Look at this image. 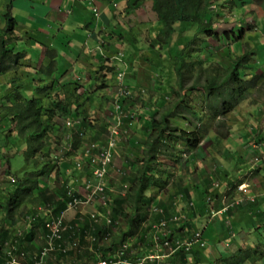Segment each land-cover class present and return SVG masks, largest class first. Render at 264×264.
<instances>
[{"label": "trees", "instance_id": "1", "mask_svg": "<svg viewBox=\"0 0 264 264\" xmlns=\"http://www.w3.org/2000/svg\"><path fill=\"white\" fill-rule=\"evenodd\" d=\"M141 1L134 0L133 3L130 2L128 4V7L135 8L139 6ZM152 2L153 9L157 14V21L156 32H153V29H149L154 38L152 42H149L148 48L152 56L154 51L155 57L154 59L153 57H147L146 59H148L152 68L158 70L159 75L167 71V76L169 77L175 74L177 83L176 85L170 84L166 91L159 86L161 85L160 81L157 82V86L153 85L151 87L150 90L160 96L156 99L149 98L150 102H145L147 111L140 112L138 115V120L144 121L142 128L147 130V134L144 135L143 148L140 149L135 141L130 144L132 149L136 150H134L133 156L126 155L127 175L125 179H122L126 184L124 191L122 193L117 192L113 196L107 186L106 193L109 195L110 201L106 210L104 208V211H100L101 213L96 212L97 218L95 219L90 218V216L86 218L83 216L82 222L69 223L75 237L73 241H76V250H73V252H62V255L69 253V255L80 257L78 258L79 260L89 262L95 258H116V252L124 242L129 243L127 256L136 259L147 254L150 249L149 245H153L152 224L159 222L162 216L167 219L173 217L169 213L172 210L170 207L172 198L169 200L167 198L179 197V194L184 197L188 190L187 187L184 188L183 186V190H173L166 199L159 196V193L166 189L170 183V179H163L162 174L170 175V172L156 168L160 162L158 161V155L163 154L176 164L183 152L193 151L192 153H196V149L208 135L210 132L208 129L212 126L215 128L217 140L218 138H227L228 131L222 129L226 126V121L221 118L226 117L240 102L246 99V92L249 88L255 86V77L251 80L243 78L246 74L243 68L252 67L248 66V64L251 63L254 49L244 47L246 49L242 48V53L236 58H233L232 54L227 52L226 55L229 56L230 62L228 60L226 63L222 59H216L214 54L207 52L206 48L208 45L205 43L207 37L217 39V41H222L223 43H226L225 39L227 38L232 44H239L236 42V38L240 37H228L229 33L234 34V29H230L228 32H220L214 28L210 19L211 13L208 0H152ZM89 5L91 6L90 3ZM208 13H210V17H208ZM5 17H7L5 28H8L14 24V19L11 16ZM0 39V49L3 48V52L0 50L2 52L0 53V73H3L5 67H1L2 56L4 53H12V51L11 47L7 49L8 41L5 38L0 37ZM132 49L134 51V48ZM131 65L133 63H130ZM100 69L111 71L113 67L102 65ZM62 82L73 84L72 88L74 89L79 87L78 82L72 83L66 81V79ZM187 82L191 85L188 88L185 87ZM60 84L62 85V83ZM61 85H59V88H61ZM134 85L139 86L136 83ZM47 87L48 85L45 84L43 92L47 90ZM50 87H55V81ZM7 88L8 84L6 82L0 85L2 91L7 90ZM187 90L198 91L195 103H191L190 99L185 98ZM25 93L22 89L16 88V91L10 97L2 100L4 104L3 110L6 114L5 118L9 120V124L5 129H2L0 137H5L9 143L15 139L21 140L24 145L22 153L25 154L27 161L32 160L35 166L40 164L41 169L39 173H26L28 176L22 178L15 174L18 179L17 182L20 183L18 187H21V183H23L26 188H18V191L24 190V193L19 196L17 195L18 191H7L11 198H17V200L13 201L8 197L5 198V201H0V211H6L4 217H1L0 214V224L4 223L6 218H12L14 210L22 203L34 204L39 199H42V196H45L46 202H50L49 206L51 207L52 215H60L66 208L68 188L72 186L68 179H81V177L75 176L76 173L70 178L66 171H60L61 166L58 167L57 164L58 157L56 159L53 156L47 139L51 138V134L56 133L61 128L62 124L59 128L55 127L58 125L59 118H78L74 116L72 105L74 104L78 110L80 107L82 108L83 103H80L77 98L70 102L69 99L65 98H52L48 101V104H45L42 97L29 96ZM127 99L123 98L122 104L125 103L127 105ZM168 103H171L172 108L167 107L166 112L163 110L162 115L157 117L156 114L159 109L164 108ZM146 104H150V106L146 107ZM203 104L208 108V113H204ZM197 105H199L200 109H198ZM122 109H124L123 106ZM82 114L85 115L83 111ZM207 114L210 118L205 120L208 116ZM143 117L144 119H141ZM178 117L186 120L191 127H181L177 120H174ZM83 120L84 126H80V128L62 129L66 133L65 137L68 142V146H64L65 149L62 152L70 157V162H67L70 166L71 164H76L74 157L78 155L76 152L81 151L84 146L83 142L87 140L97 141L102 130L106 127L105 123L101 127H96L93 120H88L86 117ZM209 120H211L213 125H209ZM12 124L13 127H11ZM124 126H128L126 122ZM12 132H15V135ZM84 135L85 137H83ZM177 145L181 147L177 148ZM8 160L10 161V159ZM4 171L9 174L13 173L10 162L5 166ZM51 174L59 175L58 178L62 176L61 190H49L46 186L44 189L40 188L42 180L49 179L48 177ZM58 191H61V193H57ZM23 196L28 197L25 198ZM61 196L62 198H57V201L56 197ZM30 207L27 206L28 209ZM201 207H203V210H207V204H202ZM153 208L158 211L161 210V213L153 211ZM98 209H102V207ZM183 209L185 210L183 211L184 213L177 215L178 218L176 220H169L170 224L167 227L171 230V233H168L166 237L170 241L179 236L174 234L180 230L187 229L193 233L194 220L205 213L202 211L199 213L194 209L189 210V213H187L188 208L184 207ZM108 210L109 212H107ZM105 215L112 219L111 225L108 224V218H105ZM39 218L43 222L40 219L37 221L38 223L33 222L30 225V229L27 230L30 232H26L25 238L19 239L17 246L21 247L25 241H29L30 237L35 234L34 229L40 226L39 224H42L44 228V217ZM35 223L37 224L35 225ZM119 223L126 225L123 227ZM199 229L201 230V227ZM7 231L5 226H0V244L3 243L1 234L9 233ZM65 235L66 232L62 235V241L66 239ZM89 235H93V239ZM28 237L29 239H27ZM179 239L183 238L179 237ZM61 240L57 242L59 243ZM161 242H164V239ZM171 243L174 244L173 241ZM94 247H97V251L94 250ZM131 249H133V252L132 255H129L128 253ZM199 253L200 251L198 249L195 250L193 246L188 251H185L184 248H179L165 260L167 264H190L189 255H191L194 256L193 259L196 258L195 262H200Z\"/></svg>", "mask_w": 264, "mask_h": 264}, {"label": "rangeland", "instance_id": "2", "mask_svg": "<svg viewBox=\"0 0 264 264\" xmlns=\"http://www.w3.org/2000/svg\"><path fill=\"white\" fill-rule=\"evenodd\" d=\"M93 3L95 0H91ZM210 4V13H211V21L212 25L217 31H229L230 29H234V34L229 33L228 37L234 38L235 36L239 37L236 38V42L239 44H232L231 41H228L226 38L225 41L226 43H223L222 41H217V39L209 38L207 37L205 40V43L208 45L206 48L207 52L209 54H214L216 56V59H222L224 63H226L229 59V56L226 55L227 52L231 53L233 58H236L242 53V48L246 47L247 49H254L251 63L248 64V66H252L251 68H243L245 71L244 79L251 80L253 77L256 78L255 81V86L249 88V90L246 92V99H244L241 103H239L236 108L229 113L226 117L221 118L222 120L226 121V126L223 127L222 129L228 131V136L227 138H222L218 140L216 139V134H215V128L214 126L210 127L208 131V135L205 137V140H203L202 145H204L201 149V153L205 155L204 158H201L199 156V159L197 160H186V155H183L182 158L177 160V163L175 164L174 161H170L168 158H166L163 154H159L158 161L159 164L156 166L157 169H162L163 171H168L170 172V175H165V173L162 174L163 179H170L169 186L161 191L159 193V196H162V198H167L168 194H170L173 190H176V188L182 189L183 186L185 187L186 183L184 182L186 179H206V175H200L198 177H191V176H196L198 174H201L203 171L207 170H213V167L218 165L217 158L219 161H225L224 158L218 156L219 155V144H223V146H228L230 145L231 148L238 147L240 149H244L246 151V147L248 145V141L250 138H253L254 132L252 134L248 135H243L239 137V132L240 131H245V130H250V128L254 125L257 126V132H262L264 131V115L258 118L259 121L256 120L253 116H251V111L256 109L258 107V102L263 100L264 98V73H261V70L264 71V32H263V27H264V10L260 12L258 11L257 8H251L253 9L252 11L250 8H248V5L252 2L253 4L261 6L263 5L264 0H208ZM242 4L243 7L241 6ZM227 5L228 8L222 9L221 6ZM264 9V5H263ZM54 10V9H53ZM128 11L124 10V12H132V14H127L126 15V22L124 23V18H123V23L127 27L131 28L132 33H138V31L133 30L135 28L139 29V32L146 33L150 29H153L156 27V19H157V14L155 11H153L152 8V0H143V3L141 6H137L136 8L133 9H127ZM219 10L222 11L219 14ZM56 12V11H55ZM263 12L261 15L260 13ZM210 13H208V17H210ZM4 16H11V11L6 10L5 12L2 13ZM62 15V13H60ZM214 14L213 18L212 15ZM7 18V17H6ZM10 19V17H9ZM5 22V20H3ZM257 26L259 33H256L253 31V29ZM108 29V28H107ZM11 31V29H10ZM76 33H73L72 35H75L78 33L77 30L74 29ZM130 31V30H129ZM156 32V30H154ZM12 32V31H11ZM43 32V31H41ZM14 34L11 36L13 37ZM84 34V33H83ZM0 35H2L4 38L7 36V31L5 30V26L0 29ZM35 35L34 33L29 34V36ZM38 37H41L40 33H37ZM139 39L137 41V45H135L132 41L126 40L121 49L119 48L115 51L114 55H112V51L115 47V44H111V49L106 50L105 53H102L98 50L92 52L89 54L90 59L85 61V59H81L80 61H76V57H78L79 54L84 55V51L82 50L81 46L83 44L86 45V37L81 40L80 42L75 43V40L70 41L64 40L61 42V44H64L65 46L69 44V49L70 51L66 50V55L64 54V49L62 47L61 52L62 55L59 57L60 62L58 65L52 64L51 67L48 60L44 61L43 57L41 59H37L35 56V53L38 48H33L32 46L28 45L27 38L24 36L20 35V37L14 41L11 38V41L9 42V45L11 46V51L14 50H22L23 56L18 55L17 53H4L2 56V59L5 58V60L9 63H15L16 60L22 59V65L23 68L26 72V75H31L33 74L34 80L31 82H26L22 86L23 88L27 91L26 95L29 96H37V97H42L44 99V103L48 104L49 100L52 98H62V99H69L70 101H74L76 98L80 103H83L82 108L80 107L78 110L75 108L74 104L72 105L73 107V113L75 117H80L83 119L86 117L88 120H93V123L96 124V127H101V125L104 122H107L109 119L112 120L113 114H114V108H117L118 105V100L120 97H123L124 94L128 95V103L125 106V111H117V119L120 121H129L131 115H133V121L131 126H134L132 129L129 130L131 133V136L134 137L136 141H139L140 144H142V136L140 135V128L142 127V123L144 122L143 120L138 121V115L141 112L147 111L145 108V102H150L149 98H158V94L151 91V87L153 85L157 86V82L160 81L164 91L168 90L169 85L173 84L176 85V76L173 74L172 77L167 76L168 71L162 73V75H159V72L156 68H152L151 64L148 62L147 57H155V53L153 51V56L151 55L150 49L148 48V44L153 39V34L149 32V35L147 37L146 35H142L139 33ZM74 44V45H73ZM133 45L137 51H135V56L132 55L131 53V48L130 45ZM243 47H242V46ZM256 45V48L253 46ZM55 46L58 48L59 44L56 42ZM27 47V48H26ZM67 47V46H66ZM61 48V46H60ZM244 48V49H246ZM99 53V56L97 57ZM121 53L124 55V60L127 61L126 63L121 64ZM6 54V55H5ZM68 55V56H67ZM27 56V57H26ZM22 57V58H21ZM145 57V59H144ZM106 60H108V63H106ZM43 61V62H40ZM41 64V67L37 66V63ZM230 62V60H229ZM132 64L129 67V64ZM121 64V69L126 73V78L122 82L123 85H121L120 89H118L119 86V81L117 79V74L114 71H108V70H100V67L102 65H107L110 67L118 68ZM152 64H154L152 62ZM151 66V68H149ZM257 68V69H256ZM174 73V72H173ZM247 75V76H246ZM10 76V74H9ZM261 78V79H260ZM25 79V78H24ZM21 79V80H24ZM66 79V81L70 82H78L79 87L78 89H74L73 84H66L63 83L62 81ZM80 79V81H78ZM260 79V80H259ZM38 81V82H35ZM53 81H55V87H50L51 84H53ZM136 82V85L138 84L139 86H133V89H128L126 86L127 85H134ZM43 83H47L48 85L47 90H44L45 86ZM62 83V85L60 84ZM192 83V82H191ZM58 84V87H57ZM59 85H61V88H59ZM18 86L15 87L13 85L9 86L7 90H1L0 89V124L2 125V128H6L8 123V119L5 118L6 114L4 113V104L2 100L4 98L10 97L15 91L16 88L19 89ZM190 83L187 82L185 87L188 88L190 87ZM58 88V89H54ZM2 92V93H1ZM131 92V93H130ZM157 92V89H156ZM186 99H190L191 103H195L197 98L196 96L198 95L197 90H187L186 91ZM77 102V101H76ZM152 105V103H150ZM150 104H146V107H149ZM170 107L172 108L171 103H168L164 108L159 109L158 113L156 114L157 117L162 115L163 110L166 112V108ZM198 109H200L199 105H197ZM261 107V106H260ZM203 109L204 113H208V108L203 104ZM114 110V111H113ZM260 110V109H259ZM263 110V109H262ZM82 111L85 113V115L82 114ZM264 111V110H263ZM113 113V114H112ZM148 113V112H146ZM149 114V113H148ZM208 115V114H207ZM205 115V116H207ZM210 118L208 115L205 120ZM141 119H144L141 118ZM65 118H59L58 119V125L55 127L61 128L58 129L56 133L51 134V138L47 139L48 144L51 146L52 154L53 156L57 159L58 157V167L61 166V172L66 171V174L68 177L71 178L72 175L75 173H78L76 171H79L80 169H75L76 165L71 164V166L67 163L68 161L70 162V157L66 156L63 154L62 150L65 149L64 146H68V142L66 141L65 134L62 129H64V122ZM174 120H177V123L184 128H188L187 126H190L186 120H184L181 117L175 118ZM137 122V124H136ZM209 125L212 124L211 120L208 121ZM87 124V122H86ZM124 124V123H123ZM141 125V126H140ZM213 125V124H212ZM130 126V125H129ZM13 127V124L11 125ZM136 127H140L139 130H135ZM191 127V126H190ZM80 128V127H79ZM103 134H107L106 131L102 130ZM2 132H0L1 136ZM13 135H15V132H12ZM5 136V135H4ZM106 135L102 137V139H105ZM211 139L209 142H205L206 140ZM228 140H232L231 142ZM263 140V138H262ZM0 149L2 152H0V163L2 164L1 170L3 171V181H2V186L5 187L6 192V183H9L11 186V191H18V188L25 187V184L23 186V183H21V187H18L20 184L17 182L18 179H16V175L19 176L20 178L28 176L26 173H31V172H36L39 173L41 169V165L38 164L35 166L33 164V161H27L25 154L22 153V148L23 144L21 140H14L11 143L7 141V139L1 138L0 137ZM252 143L254 141H251ZM264 142V140H263ZM85 143V142H83ZM206 143V144H205ZM84 145V144H83ZM224 148V147H222ZM119 153L114 154L113 158V164L112 168H120L121 167V162L124 161L126 154L132 152L133 150L131 146L128 145L127 142H124V145L119 146ZM131 149V151L129 150ZM238 149V148H234ZM67 151V150H65ZM235 154H241L237 151H235ZM255 152L260 154V156H254L253 154L249 157L251 160V163L253 164L254 162H257L258 160L263 161L262 158H264V152L262 149H257ZM78 154V152H76ZM134 153V152H132ZM200 153V154H201ZM10 156V161L7 159V157ZM75 159V157H74ZM181 159L184 160L181 162ZM8 162L11 163V171L13 173L8 174L6 173L5 166L8 164ZM233 160L231 159L230 161L226 162V166L228 164L232 165ZM7 163V164H6ZM55 163V162H54ZM197 163V166H196ZM228 163V164H227ZM6 164V165H5ZM184 165V166H178V165ZM10 165V164H9ZM179 167V168H178ZM205 167V168H203ZM171 169V170H169ZM185 175H188V177L182 175V179H178L176 181V177H179V172L177 170L181 171ZM194 170L196 172H194ZM231 172V170H230ZM248 173V172H247ZM7 174V178H5V175ZM80 174V173H78ZM230 176L232 175L231 173L229 174ZM59 175L51 174L48 178L49 179H43L41 182V189H44L45 186L49 188V190H61V185L63 183L62 176L58 178ZM247 176H250L248 174ZM83 177V176H82ZM5 178V179H4ZM90 179H92L90 177ZM110 179L115 181L117 183L121 182L123 177L116 175L115 173H111ZM108 180V179H107ZM70 182V179H68ZM175 182L177 183L175 185ZM220 184V182H217ZM118 186V185H117ZM114 187L116 191H120V187ZM191 188V192L194 195V199L197 201L198 197L197 194L202 195L201 190L202 186H198L197 188ZM188 189V187H187ZM21 193H24V190H19L17 192V195H21ZM57 193H61V191H58ZM25 197V196H23ZM211 197V194H207L204 196V199H209ZM6 196L4 195V199L2 201H5ZM181 199V198H180ZM58 201V199L56 198ZM158 200V199H157ZM99 201V197L95 196L94 200H92L91 203L87 205H82L78 210L77 209H72V210H66L63 211V217L67 221V218H72L75 213H82L80 216V219H83V216H88L87 213H90L91 211L95 212H100L104 211V208L102 209H95V204L97 206ZM184 202L180 200V203ZM50 202H46L45 205L49 206ZM185 205V203H184ZM186 206V205H185ZM155 207V206H153ZM27 208V206H26ZM180 207L178 210L180 211ZM65 210V209H64ZM77 210V211H75ZM177 210V209H176ZM177 210V211H178ZM187 210V209H186ZM69 211V216L67 215V212ZM178 211V212H179ZM185 211V210H183ZM101 213V212H100ZM189 213V211L187 212ZM1 217H4L6 215V211L2 210L0 211ZM85 214V215H84ZM86 216V217H87ZM211 216H216V214H212ZM17 220H23L25 223L28 222L29 224H32L33 222H37L40 218L38 216V211H37V206L36 204H32L30 209H26L21 215L18 211L13 212V216ZM78 217V215H77ZM75 218V220L77 219ZM82 217V218H81ZM84 217V218H86ZM165 216H162L161 220H164ZM253 219H256V217H253ZM109 225L112 224V219L109 218ZM116 224V223H115ZM124 223H119V225H122L123 227L126 225H123ZM170 224V223H169ZM184 224V223H182ZM197 226H199L197 224ZM201 226V225H200ZM193 228H196L193 226ZM192 230V229H190ZM199 230V229H198ZM119 231V229H118ZM197 231V230H194ZM259 234H261L262 239L261 242H264V228L263 226H260L259 229ZM255 232V231H254ZM148 235L150 236V233L148 232ZM215 234H211L207 236L208 243H212L214 241ZM258 236V235H255ZM131 243V242H130ZM61 253L62 250L59 249L58 247H55L51 250L48 251L47 254V259L50 257H53V260L55 262H58L59 259L61 258ZM92 261V260H91ZM207 264V263H206Z\"/></svg>", "mask_w": 264, "mask_h": 264}, {"label": "crops", "instance_id": "3", "mask_svg": "<svg viewBox=\"0 0 264 264\" xmlns=\"http://www.w3.org/2000/svg\"><path fill=\"white\" fill-rule=\"evenodd\" d=\"M129 1L131 0H95L94 4L99 10V16H97L94 15L92 10V5L94 4L91 6L89 5L90 0H0V29L6 25L7 20V18L2 13L6 10H10L11 15L16 21L15 31L13 30L15 35L10 37V41L11 38L12 40L16 41L20 35L24 36L27 38L26 40L28 45L32 46L33 48L39 47V50H37L35 53L37 59H41V57H43L44 61L48 60L49 63H51L53 57V59H55L56 65H58L60 62L59 57L63 53L61 52L62 47L64 46L63 49L65 51V55L67 53L66 50L70 51L72 48L71 47L69 49V44L66 45L67 47L64 44H61L62 41L69 39L70 41L75 40V43H77L86 37V45L83 44L81 46L82 50L84 51V55L79 54L78 57H76V61H80V63H82L81 59L84 58L87 62V60L90 59L89 54L96 50L105 53L106 50L111 49V44H115V47L112 51V55H114L115 51L118 48L120 50L126 40H134L136 42L138 41L139 37L132 33L130 27L124 25L127 20L125 12L127 11V5ZM243 5L244 4L241 6L243 7ZM263 5L261 6L260 3L258 5V3L253 4L251 2L248 5V8H250L251 11L254 8H257L260 12V9L261 11L264 10ZM226 8H228L227 5L221 6V10ZM124 10L126 11L124 12ZM221 10L218 11L219 15L220 12L222 13ZM60 13H62V15ZM260 14L262 15L263 12ZM3 20H5V22H3ZM74 29L77 30L78 33L72 35L73 33H76ZM253 31L259 33L257 26L253 29ZM13 32L10 31L8 34H12ZM30 32L34 33L35 35L29 36ZM38 32L40 33L41 37L37 36ZM56 42L59 44L58 48L55 46ZM254 47L256 48V45H254L253 48ZM0 50L3 52V48ZM2 52L0 51V53ZM23 54L24 53L22 52L20 55L23 56ZM98 56L99 53L97 57ZM2 66L5 67V70L3 73H0V85L3 82H6L8 87L11 85L18 87L22 86L26 82H31L34 80L33 74L26 75L22 65V59L16 60L15 63H9L5 60V58H3L1 67ZM37 66L41 67V64L38 62ZM261 73H264V71L261 70ZM35 82L38 81L35 80ZM45 84L47 83H43L44 86ZM23 87L24 86L19 88L25 91L27 94V91ZM262 109L264 110V98L258 102V107L251 111V116L259 121L258 118L261 116V114L262 116L264 115V111ZM256 127L257 126L253 125L250 130L239 132V137L248 135L250 133L252 134V132H254V134L256 133L253 138L249 139L246 151H244V149H240L239 145L238 147H234L238 148L234 150V148L230 147L231 143L228 146H223V144L220 143V151L218 152V156L224 158L225 161H219L217 158L218 165H215L212 171L207 170L196 176H191L198 177L200 175H206V179H186L184 182L186 183L185 187H188V190L187 193L184 194V197L179 194V197L176 196L174 198H167V200L172 198V205L170 206L172 210L169 212L171 215H182L184 213V207L188 208V211L194 209L199 213L201 211L205 212L202 214V216H198L193 222V225L196 227L193 228V232L194 230H198L199 227H201L202 231L200 229L199 231L203 233L202 239L204 240V247H200L198 244H193L194 249H198L200 251L199 254L201 257V263L195 262L196 258L193 259L194 256L189 255V261L191 262L190 264H264V242H261L262 236L258 231L260 226H263L264 228V158H262L263 161L258 160L253 164L249 159L252 154L258 157L260 156V154L255 152L257 149H262L264 152V131L257 132ZM139 128L140 127H137L136 130H139ZM2 129V125L0 124V132ZM139 131L141 136L145 135L144 128L141 127ZM133 141H135V139L134 137H131L130 142L132 143ZM251 141L254 142L252 143ZM205 142H209V140H206ZM121 145H124L122 141L120 142V147ZM203 146L204 145L202 144L199 145L198 149H196V153L190 152L189 155H186V160L194 161L199 159V156L204 158L205 155L201 153V149L204 148ZM139 147H141V145H139ZM1 149L0 152H2ZM129 150L131 151V149ZM235 151L241 154H235ZM132 152L126 155L133 156ZM117 153H119V149ZM126 158L127 157H125V159ZM7 159H10V156H8ZM231 159L233 160L232 165L227 163L228 166H226L225 163ZM183 161L184 160L181 159V162ZM0 165L2 166L1 163ZM1 166L0 201L4 199V195L6 198H11V196L7 194V191L12 187L9 183H6L7 190L4 192L5 187L2 186L3 171L1 170ZM65 170L67 171V169ZM177 171L179 172V177H176V181L178 179H182V175L188 177V175L182 173V169L181 171ZM76 172L80 174L76 173L75 176L81 177V179H70V184L72 185V188H76L79 192H82L83 181L90 174V168H87L86 165L83 164L82 169ZM194 172L196 171L194 170ZM230 173L232 174L231 176L229 175ZM248 174H250V176H247ZM165 175L167 174L165 173ZM217 182H220V184ZM241 184H243L244 188L239 189L238 186ZM107 185L113 196H115V193H120L123 191L126 186L124 181L117 183L115 179H108ZM200 185L202 186V195L200 196V194H197L198 200L196 201L190 187L195 189ZM116 186L120 187V191H116L114 189ZM176 190L179 191V188H176ZM207 194H211V197H209L207 200H203L204 196ZM27 197L28 196H25V198ZM56 198L61 199L62 196ZM11 199L13 201L17 200V198ZM180 200H184V202L180 203ZM45 202V196H42V199H39L38 202L34 204L44 207ZM202 204H207V210H203V207H201ZM31 205V203H22L14 210V212L18 211L21 215L24 210L27 209L26 206L30 207ZM179 207L181 208L180 211L178 210ZM98 208L99 207L97 204H95V209L97 210ZM212 210L217 211V214L214 217L209 214ZM75 214L76 215H74L72 218H67L68 223L74 224L78 221L82 222L83 219H80L82 213ZM67 215L69 216V211L67 212ZM76 217L77 219L75 220ZM253 217H256V219H253ZM40 221H42V219H40ZM37 223H35V225ZM197 224L199 226H197ZM1 225L5 226V229H7V232L9 233L1 234L3 243L0 244V260L3 259V254L6 251V248H8L5 246L9 245L8 242L15 243L17 251L25 250L29 254L38 251L44 243L43 236L45 233L42 224H39L40 226L34 229L35 234L30 237L29 241H25L21 247L17 246L18 241L20 238H25L26 232H30L27 230L30 229L31 224L28 225V222L25 223L22 219L16 220L15 217H9L6 218L5 222L0 224V226ZM190 233L192 232L184 229L176 232L174 235H179L178 237L180 238H187L189 237ZM211 234H215V238L212 243H208L207 236ZM65 237L66 239H63V241L61 240L59 243L56 242L55 245H58V248L61 249L63 253H66L67 251L73 252V250H76L75 247L72 246L73 238H75L73 236L72 230L67 231ZM89 237L93 239V235H89ZM27 239H29V237ZM149 247V252L156 250L160 253V255H163L164 252L167 251V248L164 246L156 247L153 244L152 246L149 245ZM63 250H65V252ZM94 250L97 251V247H94ZM78 258L80 257L69 255V253L64 255L61 253V258L59 261L65 259L67 260L66 262L71 263L73 261L79 260ZM166 258L167 257L161 256L160 259H158V264H167V261L165 260ZM58 262H55L53 257L47 259V264H57ZM25 264H31L30 256L26 258Z\"/></svg>", "mask_w": 264, "mask_h": 264}, {"label": "built area", "instance_id": "4", "mask_svg": "<svg viewBox=\"0 0 264 264\" xmlns=\"http://www.w3.org/2000/svg\"><path fill=\"white\" fill-rule=\"evenodd\" d=\"M69 124V122H67ZM115 139L113 136H110L106 143L104 144H96L91 143L84 149V153L87 157L91 158V163L93 165V174L95 179H84L83 181V190L79 192L76 188H68L67 191V202H66V210L79 209L82 205H87L94 200L95 196L99 197L98 206L105 208L107 207L108 197L105 193L106 183L104 176L107 171L108 165L111 163L112 152L111 147L114 145ZM93 151V152H92ZM80 165V163H78ZM244 188L243 184L239 185V189ZM84 193V194H83ZM152 210L157 212L158 210ZM75 210V211H77ZM37 211L39 217H44V243L40 247V249L32 254H29L25 250L17 251V247L15 243L8 242L9 245H5L6 251L3 254V259L0 260V264H25V260L28 256L31 257V264H47V254L48 251L58 247L55 243L58 240L62 239L63 233L72 230L71 225L64 219L63 212L58 216H53L50 206H39L37 205ZM159 210L158 212H160ZM108 212V211H107ZM90 218H97V214L95 211H91L87 213ZM212 214H217V211H211ZM107 216V215H105ZM109 217V216H107ZM82 218V217H81ZM177 215H173V217L165 218L164 220H160L159 222H154L152 224V232H153V244L156 247H166L167 251L164 252L163 255H160L156 250H152L145 254L143 257L132 258L127 256L128 242H124L120 248H118L116 252V258H95L92 261H81L76 260L71 263L66 262L67 260L59 261L57 264H158V259L161 256L169 257L175 250L179 248H184V250H188L193 244H198L200 247L203 246L204 240L202 239L201 231H194L193 234L187 238L179 239V237L174 238V244L171 243L170 240L167 239L166 235L171 233V230L167 227L169 224V220H176ZM109 222V218L108 221ZM164 239V242H161ZM72 246L76 247V241H73ZM65 252V250H63ZM133 249L128 253L132 255ZM180 264V263H174Z\"/></svg>", "mask_w": 264, "mask_h": 264}, {"label": "clouds", "instance_id": "5", "mask_svg": "<svg viewBox=\"0 0 264 264\" xmlns=\"http://www.w3.org/2000/svg\"><path fill=\"white\" fill-rule=\"evenodd\" d=\"M133 1L134 0H131V1H129V3L131 2V3H133ZM233 0H231V2H232ZM90 3H91V5L92 4H94L91 0H90ZM128 3V4H129ZM142 3H143V0L140 2V4H139V6H141L142 5ZM136 8V7H135ZM152 8H153V2H152ZM127 9H133V8H129L128 7V5H127ZM92 10H93V12H94V15H97V16H99V10H98V7L94 4V5H92ZM209 10H211V9H209ZM128 11V10H127ZM153 11H154V9H153ZM127 14H132V12L130 11V12H126ZM219 15V14H218ZM13 17V16H12ZM212 18H213V16H212ZM13 19H14V17H13ZM156 21H157V19H156ZM6 26V25H5ZM15 26H16V21H15V19H14V24L12 25V26H9L8 28H5V30L7 31V36L5 37V39L7 40V41H10V37H11V35L13 34H8L9 32H10V29H11V31L13 32V30L15 31ZM155 28L156 27H154L153 28V32H155L154 30H155ZM150 29V28H149ZM133 30H136V31H138V33H133L134 35H136V36H138L139 35V33L140 34H142V35H146L147 34V37H148V35H149V31L148 32H146V33H142V32H139V29L138 28H135V29H133ZM204 36V35H203ZM202 36V37H203ZM0 37H3V36H1L0 35ZM139 37V36H138ZM4 38V37H3ZM153 38H154V36H153ZM130 41H132L135 45H137V42L136 41H134V40H130ZM7 46V49L9 48V47H11L10 45H9V42H8V44L6 45ZM130 48H131V53H132V55L133 56H135V51H137V49L131 44L130 45ZM132 48H134V51H133V49ZM8 53V52H7ZM12 53H19L18 55H20L22 52H21V50H14V51H12ZM11 53V54H12ZM121 57H122V60H121V64H123V63H126L127 61H125L123 58H124V55L121 53ZM52 62H54V64H56L55 63V59H53V57H52V61H51V64H50V66L49 67H51L52 66ZM106 63H108V60H106ZM121 64H120V66L118 67V68H113V70H111V71H114L116 74H117V79H118V81H119V86H118V89H120V87H121V85H123V81H124V79L126 78V73L121 69ZM127 64V63H126ZM128 65V64H127ZM130 67V66H129ZM101 71L102 70H107V69H100ZM109 71V70H108ZM78 81H80V79H78ZM136 83V82H135ZM133 86H135V85H127L126 87L128 88V89H133L134 87ZM20 89V88H19ZM131 93V92H130ZM128 95H131V94H128ZM128 95H126V94H124V96L123 97H120V99H117L118 100V105H117V108H119V109H116V107L114 108V114H113V116H111L112 117V120L111 119H109L107 122H104L105 123V125H106V127H105V129L103 130V131H106L107 132V134H103V133H101L100 134V138L97 140V141H93V140H87L85 143H84V146L81 148V151H78V155L77 156H75V161H76V166H75V169H82V166H83V164H85L86 165V167L87 168H90V174L88 175V177L86 178V179H90V177L92 178V179H95L94 177V174H93V165H92V163H91V158L90 157H87L86 155H85V153H84V149L88 146V145H90L91 143H96V144H104V143H106V141L108 140V138L110 137V136H113L114 137V139H115V143H114V145L111 147V152H112V159H111V163L108 165V167H107V171H106V174H105V176H104V179H105V183H106V188H107V179H110V175H111V173H115L116 175H119V176H121V177H123V179H125V176L127 175L126 174V163H127V161H126V159H124V161H122L121 162V167L120 168H112V164H113V158H114V154L116 155V153L118 152V148H119V146H120V142L122 141V143H124V142H127V143H129V144H131V142H130V140H131V133L129 132V130L130 129H132L134 126H131L132 125V123H133V121H135V120H132L133 119V115H131V117H130V119H129V121H120V120H118L117 119V111H125V106H124V103L122 104V99L123 98H128L127 96ZM241 103V102H240ZM122 106L124 107V109H122ZM85 114V113H84ZM139 121V120H138ZM67 122H69V124H67ZM125 122L127 123V125L128 126H124V124H125ZM124 123V124H123ZM63 124H64V129L65 128H68V129H70V128H72V127H75V128H79L80 126H84V120L83 119H81L80 117H78V118H74V117H68V118H65V120H64V122H63ZM136 124H137V122H136ZM130 125V126H129ZM137 128V127H136ZM86 129V128H85ZM136 130V129H135ZM145 130V129H144ZM83 132H84V130H83ZM82 132V133H83ZM147 134V130H145V135ZM106 135V137H105V139H102V137L103 136H105ZM143 135V134H142ZM83 137H85V135L83 136ZM90 138V137H89ZM143 139H144V136H142V141L141 142H143ZM205 140V139H204ZM211 139H209V141H210ZM135 143H136V145L139 147V145H141V147H139L140 149L141 148H143V145H144V142L142 143V144H140L139 143V141H136L135 140ZM128 144V145H129ZM202 144V143H201ZM200 144V145H201ZM130 146V145H129ZM179 147H181V146H179V145H177V148H179ZM117 150V151H116ZM134 151V150H133ZM93 152V151H92ZM191 152H193V151H191ZM188 153H190V152H188ZM188 153H186V152H183L182 153V156L180 157V158H182L183 157V155H187ZM125 157H127V156H125ZM78 160V161H77ZM78 163H80V165H78ZM9 174V173H8ZM11 174V173H10ZM6 178H7V174H6ZM17 179V178H16ZM128 179V178H127ZM110 181V180H109ZM126 187V186H125ZM239 187V186H238ZM106 188H105V193H106ZM124 191V190H123ZM123 191H121L120 193H122ZM106 195H107V197H108V201H107V205H108V203H109V201H110V197H109V195L106 193ZM36 206H37V204H36ZM98 207H100V206H98ZM101 208V207H100Z\"/></svg>", "mask_w": 264, "mask_h": 264}, {"label": "bare ground", "instance_id": "6", "mask_svg": "<svg viewBox=\"0 0 264 264\" xmlns=\"http://www.w3.org/2000/svg\"><path fill=\"white\" fill-rule=\"evenodd\" d=\"M105 218H109V217L106 216ZM122 244H123V243H122ZM122 244H121V245H122ZM121 245H120V246H121ZM119 248H120V247H119Z\"/></svg>", "mask_w": 264, "mask_h": 264}]
</instances>
